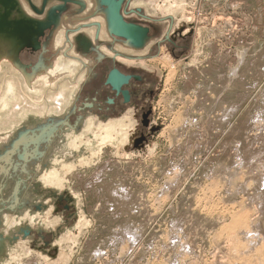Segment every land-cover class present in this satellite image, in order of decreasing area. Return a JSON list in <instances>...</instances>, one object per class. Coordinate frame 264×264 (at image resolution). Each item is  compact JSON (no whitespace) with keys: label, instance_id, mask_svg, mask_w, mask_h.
<instances>
[{"label":"rangeland","instance_id":"374dc122","mask_svg":"<svg viewBox=\"0 0 264 264\" xmlns=\"http://www.w3.org/2000/svg\"><path fill=\"white\" fill-rule=\"evenodd\" d=\"M101 1L124 25L79 80L0 49V264H264V0Z\"/></svg>","mask_w":264,"mask_h":264},{"label":"crops","instance_id":"0c3cea01","mask_svg":"<svg viewBox=\"0 0 264 264\" xmlns=\"http://www.w3.org/2000/svg\"><path fill=\"white\" fill-rule=\"evenodd\" d=\"M79 1L85 5L83 10L79 9L77 6H74L73 3H67V6H70V7L69 8L66 7L65 8L66 11L58 15L59 22H60V19H66L68 22H72V23H68V25H66L67 23L66 22L65 25H63L62 23L64 20H62V23H61V26L63 25L62 29L59 30L60 34L56 35V38L61 39L60 44L54 49L52 53L48 54V57L46 58H43L42 53H39L40 58L38 59L36 65L33 66V68H31L29 65H26L25 67L20 62L19 55L21 51L27 50L28 52L32 54L40 50L44 52L46 49V46L48 47V44H49L48 42L50 41L49 39L51 38L52 35L55 34L54 33L50 35L51 33L55 31V29H53L54 27L51 26V28L48 29L50 33L48 34L47 38L45 39L46 42L44 43H41L39 40L40 38H43V35H41L40 37L39 36L36 37V40H37L36 43L27 44L25 45V47H21L20 49L16 50L12 46L13 45L12 42L6 39H5L6 41H3L4 43L8 44L10 47H13V49L8 48L7 52L9 53V56L12 58V61L14 62V64L23 71L25 68L26 70L31 71V73L29 74L27 73L28 75L27 77L32 78L34 74L38 73L39 71H42L45 64L48 62V60L52 59L53 55L58 56L59 54H64L65 56H63V59H65L66 62H68L67 57H70L71 59L77 58L76 61H78V60L84 59V57H81L83 56V53L90 54L92 51H94L95 48H99V46L106 44L109 33H108L107 23H106L104 14L102 13L100 9L95 8L94 0H79ZM15 2L17 3L18 10L21 13H23V11H21L22 5L20 3V0H18V2L17 1ZM32 2L34 3V6L32 4L31 5L35 8L36 7L35 5L40 4L41 0H32ZM31 5H29L30 8H31ZM41 6H42V3H41ZM17 17H18V13L16 12H14L11 15V19L13 18L16 19ZM68 39H71V40L67 41ZM95 44H97V46H95ZM99 51H102V50H99ZM73 56H75L76 58ZM75 76H76V71H75V75L73 74L71 76L73 77L72 79L71 77H68L69 79L65 77V79H62L60 81L74 80ZM78 78L79 77L77 75L76 79L79 80L80 78L79 79Z\"/></svg>","mask_w":264,"mask_h":264},{"label":"bare ground","instance_id":"6f19581e","mask_svg":"<svg viewBox=\"0 0 264 264\" xmlns=\"http://www.w3.org/2000/svg\"><path fill=\"white\" fill-rule=\"evenodd\" d=\"M74 1V0H73ZM76 1V0H75ZM24 3H25V1H23ZM21 5H22V3H21ZM74 6H77L79 9H81V10H83L84 9V7H85V5L84 4H82L81 2H79V3H77V4H73ZM67 6V5H66ZM94 6H95V8H97V9H100L101 11H102V13L104 14V16H105V9L104 8H102L100 5H99V2H98V0H94ZM68 8L70 7V6H67ZM109 10V9H108ZM22 11H23V24L24 23H29V22H26V20H30V18H28L27 16H26V14H29L30 12L28 11V10H26V8L22 5ZM51 13V10H50V12H49V14ZM85 15V14H84ZM86 16V15H85ZM62 20H64L63 21V25H65V23H66V19H60V22H59V19H58V21H56L55 23H58V26L55 28V31L57 30V28L59 27V29H58V31L60 30V29H62V26L60 27V25H61V22H62ZM81 21H83V20H81ZM68 23H72V22H67L66 23V25H68ZM30 26V29H32L33 28V30H38L39 29V25H38V23H36V21H32V22H30V24H29ZM42 25V24H41ZM51 28V27H50ZM53 36V35H52ZM51 36V39L54 37H52ZM60 36V35H59ZM54 39V38H53ZM69 40H71V39H69ZM69 40H67V41H69ZM56 42V46L59 44L58 43V41H55ZM50 43H51V41H50ZM5 45L6 43H2V42H0V49H3L2 48V45ZM7 45V47L8 48H12L13 49V47H10L8 44H6ZM124 45V44H123ZM13 46V45H12ZM127 46V45H126ZM131 48H132V46H131ZM64 52V51H63ZM76 54V53H75ZM63 56H65L64 54H62V55H59V57L57 58V60L59 61L60 59L59 58H61V59H63ZM2 56H0V58H1ZM81 57H84V60H85V62H82L81 60H78V61H76L77 60V58L76 59H71V58H69V57H67V59H68V63L66 64V63H64L63 65H59L58 67H55V68H50L48 71H46V64H45V66H44V68L42 69V71H39L38 73H36L35 74V76L34 77H32V78H30V77H27V80H25L26 81V83H27V85H28V87H29V89H31V87H32V83H34L36 80L38 81V80H41L42 78H45L46 79V82H53V81H57V80H62L61 78L62 77H64V76H67V79H69L68 77H70V76H72L73 75V73H72V67H75V64L74 63H81L82 64V66H87L88 67V64L90 63V62H92L93 61V59L94 58H92V56H91V54H86V53H83V56H81ZM3 58H7L6 56H3L1 59H3ZM79 59V58H78ZM71 60L72 61H74V63L73 62H71ZM171 70V69H170ZM173 70H171V72H172ZM172 75V74H171ZM170 75V76H171ZM38 76V77H37ZM76 78H77V74H76V76H75ZM87 77V75L86 76H83V77H81V79H85ZM35 78V79H34ZM37 78V79H36ZM73 77H71V79H72ZM171 78V77H170ZM170 78H168V80L170 79ZM167 79V78H166ZM80 83V82H79ZM78 83V84H79ZM48 85V84H47ZM79 87V86H78ZM78 92V91H77ZM7 94L8 95H13L14 96V89L12 88V86H10L9 88H8V90H7ZM6 98V97H5ZM58 98V96H56V98H55V101L56 102H60V100L59 99H57ZM72 100H74V99H72ZM74 102V101H73ZM71 106H72V104H71ZM61 107V105L59 106L58 105V109ZM70 107V106H69ZM71 108V107H70ZM3 109H4V106H3ZM8 109V108H7ZM32 114V113H31ZM47 118H50V121L53 119V115H46L45 116V118L44 119H42V121H41V118H40V121L42 122L41 123V125L39 126V127H41V130H42V133H45V132H47V135H49V136H51V133H52V131L54 130V129H52V127L53 126H51L50 124H48V123H46V119ZM57 119H54L52 122H55ZM48 121V120H47ZM67 123V122H66ZM59 123H57V125H58ZM66 125V124H65ZM69 126V125H68ZM18 130H20V129H22V127L20 126V128H17ZM16 129V130H17ZM34 132H36V129H35V131H32L31 132V142L37 137V135L35 136L34 135ZM14 134L12 133V134H6V135H0V145L1 144H4V143H8V142H10L13 138H14ZM42 136V135H41ZM38 138H40V137H38ZM37 138V139H38ZM45 139V138H44ZM21 140H23L22 139V137L21 138H19V141H21ZM16 141V140H15ZM38 141V140H37ZM42 141V140H41ZM40 141V142H41ZM44 141H47L46 139L44 140ZM49 141H50V139H49ZM33 143H35L36 144V141H33ZM60 149V147L58 146V142H57V145L54 147V151H56V150H59ZM53 151V152H54ZM37 152V147L35 148V150H32V153H34V154H37L36 153ZM25 156V155H24ZM32 159H36V157H34V155H32ZM113 196V195H112ZM117 196V195H116ZM129 233V232H128ZM1 251L3 252L4 251V248H2L1 249Z\"/></svg>","mask_w":264,"mask_h":264},{"label":"water","instance_id":"95a60500","mask_svg":"<svg viewBox=\"0 0 264 264\" xmlns=\"http://www.w3.org/2000/svg\"><path fill=\"white\" fill-rule=\"evenodd\" d=\"M58 1H62V2H66V3H79L78 1L74 2L71 0H58ZM45 3V2H44ZM106 5L104 2H102L100 0L99 5L102 7L103 5ZM42 6L43 3H42ZM0 36H2L4 39L10 41L13 43V47L17 50L20 49L21 47H25V39H24V28H26L30 22L32 21H36V20H26L27 23L23 24V13H21L18 10L17 7V3L15 2V0H0ZM31 9H33L36 13L41 14L42 11L36 10L32 5H31ZM51 10V13L49 14ZM63 9H49V12L47 13L46 16V20L43 22H36L39 25V29L35 30V32L30 33L31 36L27 39L30 44L36 43V37L40 36L41 33L45 30V29H49L52 25H56L55 22L56 20H58V14H56L55 11H61L62 12ZM13 11L18 13V17L19 19L17 20H12L11 19V15L13 14ZM115 19V20H114ZM114 19L110 13V9H105V20L107 23V29H108V33L110 34H116L117 32H115L112 29V22L114 21L115 23H118L120 25H124V22H121V17H119V15H117L115 13ZM50 23V24H49ZM42 24V25H41ZM30 26V25H29ZM30 29V27L28 28ZM28 35H26L27 37ZM130 40V39H129ZM132 41V40H131ZM115 89H118V86L115 84Z\"/></svg>","mask_w":264,"mask_h":264},{"label":"flooded vegetation","instance_id":"af4514ba","mask_svg":"<svg viewBox=\"0 0 264 264\" xmlns=\"http://www.w3.org/2000/svg\"><path fill=\"white\" fill-rule=\"evenodd\" d=\"M62 23V22H61ZM61 26V25H60ZM59 29V28H58ZM57 31V30H56ZM56 31H55V33H56ZM51 35V34H50ZM53 37V36H52ZM51 39V38H50ZM50 43V42H49ZM91 53H95L94 51H92ZM48 54V53H47ZM75 64V67L76 68H78V66H79V63H74ZM75 68V69H76ZM76 79V77H74V80ZM77 80V79H76ZM46 82V81H45Z\"/></svg>","mask_w":264,"mask_h":264}]
</instances>
